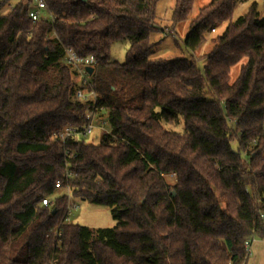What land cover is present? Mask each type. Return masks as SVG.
I'll use <instances>...</instances> for the list:
<instances>
[{
    "label": "trees",
    "instance_id": "trees-1",
    "mask_svg": "<svg viewBox=\"0 0 264 264\" xmlns=\"http://www.w3.org/2000/svg\"><path fill=\"white\" fill-rule=\"evenodd\" d=\"M10 1L0 0V264H246L245 242L264 239L258 2L235 17L249 0H211L190 22L188 55L154 59L158 0H46L53 21L29 17L34 0ZM194 1L175 0L173 24ZM120 40L123 62L111 55ZM65 47L96 57L109 130L98 144L69 140L73 195L109 207L113 227L65 222L56 196L64 156L54 134L82 126L87 109Z\"/></svg>",
    "mask_w": 264,
    "mask_h": 264
},
{
    "label": "rangeland",
    "instance_id": "rangeland-1",
    "mask_svg": "<svg viewBox=\"0 0 264 264\" xmlns=\"http://www.w3.org/2000/svg\"><path fill=\"white\" fill-rule=\"evenodd\" d=\"M18 0H11V4H15ZM21 1V0H20ZM211 0H195L193 7L188 15V18L177 24H173L171 17L173 14V8L175 0H158L156 5V17L155 23L164 31L154 35V40H158L157 45L154 48V52L151 55L152 58H170L175 56H187V50L184 45V39L188 33L191 20L198 14L200 8L208 4ZM253 0L244 2L238 5L235 17L243 14L247 11L250 3ZM258 2V9L261 17H264V0H256ZM26 3V0H24ZM6 5L2 11L7 12L11 9L12 5ZM224 27V26H223ZM223 27L216 30L218 33L223 30ZM128 48L127 40H120L115 42L111 47V55L114 59L123 62L125 60L126 50ZM206 49V44L194 53V57L199 64L203 63V52ZM243 61L235 64L231 68V80H235L239 74L240 67ZM108 128V126H106ZM173 127V126H171ZM180 127L178 126L177 129ZM103 133L102 129H95L94 133L85 138L86 143L98 144L100 137ZM233 147L237 148L236 141L232 142ZM79 204L78 208L74 209L68 216L67 222L78 223L91 227H113L116 224L115 219L112 217L109 207L91 203L86 200H76ZM251 254L246 264H264V239L256 235V239L251 247Z\"/></svg>",
    "mask_w": 264,
    "mask_h": 264
},
{
    "label": "built area",
    "instance_id": "built-area-1",
    "mask_svg": "<svg viewBox=\"0 0 264 264\" xmlns=\"http://www.w3.org/2000/svg\"><path fill=\"white\" fill-rule=\"evenodd\" d=\"M35 6L29 11V17L33 21H38L41 18H51L53 21V14L49 10L46 0H34ZM64 58L66 63L72 67L75 75V97L79 101L87 104L85 111V123L82 126H64L61 130L54 134L55 137L61 140L63 145L64 156V173L63 177L55 181L56 196L66 197V214L65 222L69 214L79 204L73 195V188L71 185V178L74 177V172L71 169L72 160L76 157L75 153L68 147L70 139H81L94 133L95 129H102L103 132H109L106 120V114L104 107L99 104V94L95 88L93 80L91 79V73L88 71V67H94L96 57L94 55L80 56L73 49L64 48ZM246 154V152H244ZM54 197L47 196L42 199V204L47 206L52 203ZM58 234V232H57ZM255 237L245 242V248L248 253H251V247L255 241ZM50 264H56L54 260Z\"/></svg>",
    "mask_w": 264,
    "mask_h": 264
},
{
    "label": "water",
    "instance_id": "water-1",
    "mask_svg": "<svg viewBox=\"0 0 264 264\" xmlns=\"http://www.w3.org/2000/svg\"><path fill=\"white\" fill-rule=\"evenodd\" d=\"M93 70H94V68H93V67H88V71H89V73H92V72H93Z\"/></svg>",
    "mask_w": 264,
    "mask_h": 264
},
{
    "label": "crops",
    "instance_id": "crops-1",
    "mask_svg": "<svg viewBox=\"0 0 264 264\" xmlns=\"http://www.w3.org/2000/svg\"><path fill=\"white\" fill-rule=\"evenodd\" d=\"M18 1H19V0H18ZM16 2H17V1H16ZM251 251H252V250H251ZM251 253H252V252H251ZM251 253H250V254H251ZM250 254H249V256H250ZM249 256H248V258H249Z\"/></svg>",
    "mask_w": 264,
    "mask_h": 264
}]
</instances>
